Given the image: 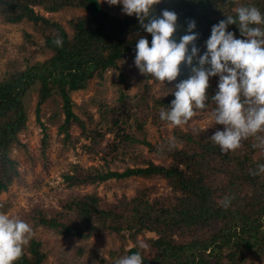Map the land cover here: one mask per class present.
Wrapping results in <instances>:
<instances>
[{
	"label": "trees",
	"instance_id": "obj_1",
	"mask_svg": "<svg viewBox=\"0 0 264 264\" xmlns=\"http://www.w3.org/2000/svg\"><path fill=\"white\" fill-rule=\"evenodd\" d=\"M246 5L255 6L264 14V0H161L155 6V15L163 9L177 14V38L186 30L187 22L194 20L199 33L196 44L203 52L211 26L225 19V15L235 16V9ZM37 7L48 13L64 8L83 9L88 15L70 21L73 34L69 36L60 23L37 13ZM0 15L10 24L32 23L45 41L44 49L53 53L49 60L10 73L0 82V194L19 176L17 164L9 159L8 152L26 126L35 94L37 117L48 100L55 94L61 96L66 140L71 139L70 128L78 127L90 140L88 153L106 162L109 158L125 161L130 148L139 143L136 136L145 133L148 120L158 127L167 124L159 119V112L174 98L170 87L175 82L163 83L159 97H155L146 93L152 88L151 81L160 82L150 76L142 75L140 79L145 93L131 97L122 92L117 113L109 121L102 115L106 124H97L96 129L89 130L73 109L72 93L85 91L94 79L104 81L106 73L117 70L120 62H133L137 39L146 37L150 46L151 34L144 32L135 16H112L98 0H0ZM228 30L246 39L235 24L229 25ZM56 36L62 38L61 46L54 43ZM25 37L31 40L30 35ZM187 74L182 65L177 81ZM212 78L215 82L209 79V96L215 93L218 81L217 77ZM217 128L223 126L176 130L171 148L165 139L160 144L140 142L150 152L171 158L176 164L170 167L150 161L144 162L145 167L124 172L76 166L72 175L64 177L69 188L132 177L162 178L173 188L172 196L151 202L145 190L130 201L123 198L118 204L102 208L100 198L86 195L69 204L73 216L68 221L44 216L35 221L64 237L84 241L101 231L116 235L123 243L153 232L158 237L150 242L155 258H147L138 247L125 252L140 251L143 264H257L255 261L264 256V173L252 172L264 163V150L253 147L256 141L249 137L235 150L222 153L208 139ZM105 150L108 153L104 154ZM225 197L230 198L227 208L222 206ZM30 252L32 259L21 253L15 264H43L45 255L40 252V243L33 242Z\"/></svg>",
	"mask_w": 264,
	"mask_h": 264
},
{
	"label": "rangeland",
	"instance_id": "obj_2",
	"mask_svg": "<svg viewBox=\"0 0 264 264\" xmlns=\"http://www.w3.org/2000/svg\"><path fill=\"white\" fill-rule=\"evenodd\" d=\"M98 1L112 16H125L120 5L110 6L104 0ZM35 11L60 23L69 36L73 34L70 21L88 15L85 10L76 8H64L57 13H48L44 8L37 7ZM25 34L30 35L31 40L26 39ZM44 43L43 37L32 23L24 21L21 24H10L0 15V82L10 73L49 60L53 53L44 49ZM141 77L142 74L130 59L120 62L117 70L106 73L104 81L94 79L85 91L71 94L75 114L89 130L96 129L97 124L105 125L102 115H106L108 121L112 120L113 115L117 113L116 109L121 107L122 92L131 97L145 93L143 85H140ZM214 82L215 79L211 78V83ZM150 84L152 88L146 94L159 97L163 82L153 84L151 81ZM36 103L35 94L28 110L26 126L8 152L9 159L17 164L19 176L13 180L6 192L0 194V212L22 219L32 229V235L28 244L23 247L22 254L32 259L30 247L33 242H38L40 252L45 255L43 264H114L115 259L125 255V252L133 247L140 248L147 258H155L156 252L150 242L158 237L153 232H145L137 235L135 240L130 239L123 243L116 235L101 231L84 241L76 237H64L55 230L39 226L35 220L44 216L47 219L68 221V218L73 216L69 204L75 198L86 195L94 194L100 198L102 208L118 204L123 198L130 201L145 190L151 202L172 196L173 188L162 178L132 177L110 180L94 186L69 188L64 177L72 175L76 166L84 169L96 168L101 172H124L128 168L145 167L146 161L158 166H173L176 163L171 158L150 152L148 147L140 142L145 140L151 144H160L164 139L173 140L175 131L180 129H212L215 123L211 119V104L206 110H197L183 126L168 127L163 124L158 127L148 120L145 133L136 136L139 143L130 148L125 161H113L109 158L106 162L100 156L88 153L90 140L82 135L78 127L70 128L71 139L66 140L62 130L65 114L61 96L55 94L48 100L42 106L39 117L35 112ZM106 153L108 150L104 151V154ZM255 263L264 264V256L261 261L256 260Z\"/></svg>",
	"mask_w": 264,
	"mask_h": 264
},
{
	"label": "clouds",
	"instance_id": "obj_3",
	"mask_svg": "<svg viewBox=\"0 0 264 264\" xmlns=\"http://www.w3.org/2000/svg\"><path fill=\"white\" fill-rule=\"evenodd\" d=\"M120 5L121 12L135 16L144 32L151 34V42L141 36L135 41L133 63L139 73L157 82H175L170 87L174 97L169 106L159 112V119L168 127L187 124L197 110L211 104V119L222 125L208 137L222 153L239 147L242 140L253 137V147L264 150V14L251 5L235 9V16L213 24L204 41V51L197 46L199 33L196 22L189 20L183 34L176 37L177 14L163 9L155 15L161 0H104ZM235 24L241 39L228 30ZM54 43L62 45L56 36ZM187 69L184 79L181 66ZM218 77L216 91L207 94L209 79ZM169 148L174 140L168 141ZM264 173V163L258 164L253 175ZM230 198L222 206L227 208ZM32 235L31 227L22 219L0 212V264H15L23 247ZM142 248L143 245H140ZM114 264H143L140 251L115 259Z\"/></svg>",
	"mask_w": 264,
	"mask_h": 264
}]
</instances>
